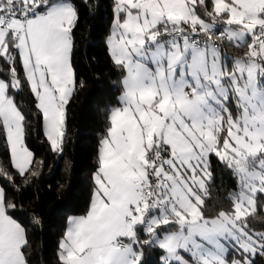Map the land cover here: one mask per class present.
<instances>
[{
    "label": "snow or ice",
    "instance_id": "snow-or-ice-1",
    "mask_svg": "<svg viewBox=\"0 0 264 264\" xmlns=\"http://www.w3.org/2000/svg\"><path fill=\"white\" fill-rule=\"evenodd\" d=\"M112 7L104 46L119 95L106 110L89 207L67 219L57 264H257L264 231L249 217L264 201V0ZM79 24L76 0H0V264H30L17 197L46 166L29 146L35 122L49 151L65 153L69 105L87 86ZM92 83L104 92L113 82ZM218 167L237 187L229 209L208 215Z\"/></svg>",
    "mask_w": 264,
    "mask_h": 264
},
{
    "label": "trees",
    "instance_id": "trees-1",
    "mask_svg": "<svg viewBox=\"0 0 264 264\" xmlns=\"http://www.w3.org/2000/svg\"><path fill=\"white\" fill-rule=\"evenodd\" d=\"M80 8V24L76 34L77 71L87 86L69 105L67 142L63 156L49 151L48 144L42 142L39 122L34 123L36 134L32 135L29 146L36 155L43 157L45 167L21 196L17 198L23 205L16 217L28 230V259L30 264H57L59 240L64 234L66 221L71 215H83L89 207L93 191V173L96 168L97 146L105 130L106 110L115 103L119 93V74L113 67L104 46L106 34L112 21V0H89L94 6L86 7L76 0ZM238 55V50L229 49ZM108 78L112 87L98 92L92 83L100 75ZM22 101L30 102L27 95ZM7 147L0 141V157L7 160ZM215 184L210 187L206 200L208 215H215L220 209L231 207L230 193L237 185L231 173L218 167ZM3 181L0 180V183ZM63 185V188L59 186ZM255 219L249 217L251 226L264 231V213L257 202ZM33 217L41 221L35 225ZM146 259L156 262L158 258L147 253ZM257 264H264V258L257 257Z\"/></svg>",
    "mask_w": 264,
    "mask_h": 264
},
{
    "label": "rangeland",
    "instance_id": "rangeland-1",
    "mask_svg": "<svg viewBox=\"0 0 264 264\" xmlns=\"http://www.w3.org/2000/svg\"><path fill=\"white\" fill-rule=\"evenodd\" d=\"M228 54L230 55V56H236V55H234V54H231L229 51H228ZM236 185H237V182H236ZM92 193H93V191H92ZM260 206H261V209H262V211H263V213H264V201H260ZM256 230V229H255ZM257 231H260V230H257ZM65 233V232H64ZM64 235V234H63ZM62 238V237H61ZM61 240H59V242H60Z\"/></svg>",
    "mask_w": 264,
    "mask_h": 264
},
{
    "label": "crops",
    "instance_id": "crops-1",
    "mask_svg": "<svg viewBox=\"0 0 264 264\" xmlns=\"http://www.w3.org/2000/svg\"><path fill=\"white\" fill-rule=\"evenodd\" d=\"M73 216H79V215H71V216H69L68 218H70V217H73ZM65 230H66V228H65ZM65 232V231H64ZM61 240V239H60Z\"/></svg>",
    "mask_w": 264,
    "mask_h": 264
}]
</instances>
